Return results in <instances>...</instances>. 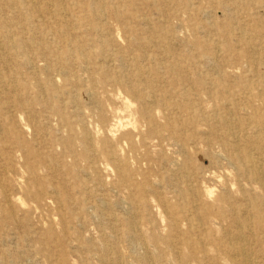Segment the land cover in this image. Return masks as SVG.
I'll list each match as a JSON object with an SVG mask.
<instances>
[{
	"label": "rangeland",
	"instance_id": "1",
	"mask_svg": "<svg viewBox=\"0 0 264 264\" xmlns=\"http://www.w3.org/2000/svg\"><path fill=\"white\" fill-rule=\"evenodd\" d=\"M149 1L157 4L143 7L141 13L161 26L162 32L179 36L175 53L186 60L182 70L175 71L182 77L180 82L171 76L172 70L170 74L162 69L157 72L162 83L149 81L140 86L141 93L153 90L158 98L165 95V103L143 102L130 93L132 69L122 67L117 55L109 60L93 42L101 36L88 26L75 24L81 14L76 6L70 10L74 24L63 35L60 25L46 21L40 13L5 7L0 0L1 18L19 25L12 29L15 39L29 44L20 50L0 39V54L12 55L0 61V73L14 74L23 83L15 92L0 84V264H106L98 256L105 244L107 258L117 260L120 256L125 264H142V258L147 260L144 264H180L172 250L183 249L173 248L178 238L172 237L161 200L180 203L181 190L187 185L182 181H193V185L205 182L214 188L215 197L228 182L235 199H240L239 186L244 185L247 198L260 203L262 187L247 183V175L241 177L227 169V161L218 158V127L210 119L228 111L220 108L224 97L215 96L216 89L209 84L211 76H218L216 67L201 61L200 56L213 55L211 46L218 44V68L228 74L225 84L235 91L237 103L247 106L248 111L242 112L246 136L264 146V1L222 0L219 4V0H190V7L186 0ZM213 1L223 12L206 13ZM104 13L105 20L96 18L95 23L116 26L119 39L111 48L119 55H152L156 50L142 42L147 36L138 30L141 40L130 36L115 13ZM231 30L234 36L229 40ZM75 42L83 51L76 49ZM192 55L196 64L191 63ZM160 59L164 67L171 64L170 58ZM113 92H121L134 103L139 130L133 135L132 146L123 141V134L131 129H121L111 144L106 143L103 133L111 127V114L117 110L108 96ZM152 111L159 114L155 131L149 126ZM253 117H257L256 123ZM96 127L102 133L96 137L100 139L98 150L91 151L85 138L96 136ZM195 130L209 143L197 141ZM176 143L184 144V149ZM104 145L109 152L121 146L118 152L121 162L131 169V180L123 178V171L116 170L112 162L107 167L101 155ZM188 159L191 169L181 170ZM211 173L220 176L216 178L220 183L210 180ZM163 177L170 181L162 182ZM239 204L249 210L247 202ZM98 209L105 218L98 216ZM224 210L226 218L216 221V232L205 245L208 250H227L230 243L224 228L238 216L227 207ZM115 216L119 221H113ZM134 216L144 236L139 228L134 235L126 229V218L136 220ZM245 217L249 218L248 214ZM259 217L264 220V213ZM181 230L182 237L195 239L186 221L181 222ZM138 242L149 243V248H141ZM249 249L264 253V231Z\"/></svg>",
	"mask_w": 264,
	"mask_h": 264
},
{
	"label": "bare ground",
	"instance_id": "2",
	"mask_svg": "<svg viewBox=\"0 0 264 264\" xmlns=\"http://www.w3.org/2000/svg\"><path fill=\"white\" fill-rule=\"evenodd\" d=\"M71 1L72 0H2L1 4L5 7L16 8L19 11L23 9H29L40 13L44 16L46 21L60 25L64 29L61 31L63 35H66L68 26L74 24L70 21V10L72 6H76L77 8H79L81 14L77 15L75 24L77 26H88L92 33L98 34L99 37L101 36L99 39L93 40V42L94 44L96 43L100 45V48L102 49L101 53L105 54L109 60L117 55L119 56L117 59H119V61L122 63V67L132 69V73L128 78L129 82L132 83L130 87V93L133 96L137 95L142 99L143 102L165 103V95H162L160 96V98H158L153 90H148L145 93H141L140 86H142V83H149V81H153V83H162L163 78L157 76V72L162 69H166L170 74V71L172 70L174 74H171V76L175 78V80L180 82L182 80V77L175 71H181L182 66L186 62V60L180 58V56L175 53V48L177 46L179 36L176 33L168 34L166 32H162L161 26H155L147 16L141 13V9L143 7L154 4L156 5L157 3H151L149 0L140 3L138 2V0H74L76 1V3L74 1ZM186 1L187 6L190 7V0ZM219 2V4H222V0H219ZM111 3L113 4L112 6H110ZM227 8H230V6H226V9ZM98 10H101L102 12L96 14L95 12H97ZM218 10L222 11V9L218 6V2L213 1L210 3V11L206 13L208 15H212L211 11L215 14L219 12ZM108 11H112L116 14L118 22H121L123 24L125 31L130 33V36L135 37V40L142 39H140V35L138 34L139 32L142 35L147 36L142 39V42L146 45H149V47L156 49L154 50V52H152V55L131 54L129 56H122L118 54L119 51L116 52V50L111 48L112 44L117 43L119 39V33H117L118 29L113 24H106L103 22L102 24L98 25L97 23H95L97 19L104 21V12ZM142 26L146 29H144ZM14 28H19V25H14L11 22H8L6 18L2 19L0 13V39L2 38L3 41L8 42L7 45H16V47L20 50L26 49L29 44L27 42H22L15 39L12 31V29ZM114 29H117V32L114 31ZM107 33L111 35V38L106 37ZM157 33H159L160 35H156ZM232 36H234V31L231 30L228 32L227 39L231 40ZM242 42L244 41L242 40ZM217 45L218 44L214 43L211 46V49L215 52L213 55H201L200 60L205 63L212 64L214 68L216 67L218 76H211L209 79V84L212 88L216 89L215 93H213L215 96L217 95L224 97V102H222L220 108L227 109L228 111L226 112V115H223L221 117H212L210 119L215 124V126L218 127L216 132L218 131L217 136H219V148L217 150H221L220 152H218V158L227 161V169L235 170L241 177L247 175L250 179V181L247 183L260 185L264 190V146H258L256 143L251 142L250 139L246 136L248 128L246 127V119L242 117V115H244L242 114V112L246 113V111H248L247 106H240L235 100V91L231 90L225 84L224 79L227 78L228 74L218 68L220 62L216 56L217 52H219V48L217 47ZM75 47L77 50L83 51L81 50L78 42H75ZM39 49H44V46H40ZM11 57L12 55L10 52L0 54V61H5L6 59ZM160 58H163L165 60L167 58L171 59V64L168 66V68L166 67V65L164 67L161 64L162 60ZM190 60H193L191 63H197L194 62L195 57L193 55L191 56ZM139 61H145L149 63V65H141ZM24 62L28 63L29 60L25 59ZM0 84L7 85L12 92L21 89L23 85L21 79L14 74L2 75L1 73ZM183 88L185 87L183 86L182 89ZM243 89L245 88H242V90ZM56 95L60 97V94L56 93ZM108 96L112 105L117 107V110H113L111 114V127L103 133L105 134V138L108 140V142L106 143L111 144L115 139L117 133L121 129H131L132 131H127L123 134V141L132 146L133 135L139 130L138 120L136 118L137 115L134 111V103L128 96H124L121 92H113ZM76 100V98H72L73 102H76ZM158 118L159 114L152 111L149 122L151 131H155L154 121H156ZM256 119L257 117H253L252 122L256 123ZM96 130V136L90 134V136L88 135L85 138L88 139L87 141L90 143L91 151H95L96 149L98 150L97 142L100 139L96 140V137H98L102 132L98 129V127H96ZM213 131L211 133H213ZM201 134L203 133L199 132V130H195L193 135L196 137L195 139L197 141L204 140L206 141V143H209L207 138H202L204 134ZM176 146L181 149H184L185 147L184 144L178 143H176ZM119 150H122L121 146H118L114 152H109L108 146L104 145L102 146L101 155L105 160V164H107L108 168L110 167L109 162H112L116 170H120V172L123 171V178L131 180V169H129L127 164L121 162V157L118 152ZM87 153L88 152H85L86 155ZM175 154L177 153L175 152ZM191 167V160L188 159L185 164L180 166V169L190 170ZM217 177L220 176L216 175L215 173L210 174L211 181L220 183V180L216 179ZM162 179V182L170 181V178L163 177ZM145 182L150 183V180L145 179ZM182 182L187 185H185L186 187L181 190L183 196L180 203L170 204L165 199L161 200V207L164 209L170 220L169 224L170 229L172 230V237L178 238L177 243L173 244V248L183 249L172 250L174 251L177 260H179L178 263L264 264V253L258 255L259 253H255L254 250L249 249L251 243L253 241H256L259 237V232L264 231V220L259 217V214L264 213V195L262 196L260 203H258L252 197L247 198L248 195L246 194V186L240 185V199H235L232 195L234 188L227 182V184L223 183L222 187L220 188L221 192L218 196L215 197L214 188L209 187L205 182H202L201 184L199 183L197 185H193V181L189 180H186V182ZM156 185H159V183ZM156 191L157 190H155V192ZM208 199H213V201L208 202ZM9 200L10 199H8V201ZM100 200L99 202H102ZM17 202L19 203L20 200L17 199ZM240 202H243L244 204L247 202L249 210L242 209L241 204H239ZM22 203L20 202L21 205H23ZM102 205L104 206V204ZM225 207L229 208L232 212H234L235 215L238 216L234 218L226 228H224L225 232L230 237V243L228 242L229 245L227 247V250H208L205 248V245L206 242L210 240L212 234L216 232L215 229L217 228V226L216 228H214L216 221H223L226 218V211L224 210ZM126 208H128V212L131 213L129 208L132 209V207L129 206ZM235 211L237 213H235ZM97 214L102 218H105L106 216V214L101 212L100 209L97 210ZM245 214H248L249 218H246ZM134 217L136 220L132 221L129 219L128 221L126 218V229L130 231L132 235H134V233L136 232L135 229L139 228L140 234L144 236L142 234L143 230L140 227L141 223L138 222L136 216ZM113 221L117 222L119 221V218H116L115 216L113 217ZM182 221H186L188 229L195 233V239L192 238L191 240H189L181 236ZM207 231L209 232L210 237L208 236ZM138 243L141 244L140 247L143 249L149 248V243L147 242ZM187 248H190L191 250H186ZM107 249L108 245L105 244L100 254H98L102 262L108 263L109 261H113L115 262V264H125L123 263L124 261L120 256H117V260L108 259L106 254ZM186 258L187 260H185ZM145 262H147V260H145V258H142L141 263L144 264Z\"/></svg>",
	"mask_w": 264,
	"mask_h": 264
}]
</instances>
